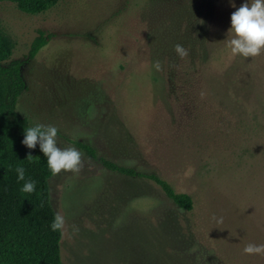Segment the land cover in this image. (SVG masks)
Here are the masks:
<instances>
[{"label":"rangeland","instance_id":"1","mask_svg":"<svg viewBox=\"0 0 264 264\" xmlns=\"http://www.w3.org/2000/svg\"><path fill=\"white\" fill-rule=\"evenodd\" d=\"M244 2L60 0L40 14L0 2V25L16 44L8 62L26 61L17 111L55 126L57 146L82 154L79 173L49 182L66 221L64 264H264V255L243 252L264 244V51L238 77L242 121L203 87L208 71H225L237 56L225 39ZM39 30L51 37L27 60ZM177 43L188 50L183 59ZM78 141L158 175L192 196L194 209L177 207L151 180L107 170Z\"/></svg>","mask_w":264,"mask_h":264},{"label":"trees","instance_id":"2","mask_svg":"<svg viewBox=\"0 0 264 264\" xmlns=\"http://www.w3.org/2000/svg\"><path fill=\"white\" fill-rule=\"evenodd\" d=\"M60 0H0L15 4L26 14H40ZM218 29L212 42H218ZM50 35L38 31L27 60L33 59L48 43ZM16 44L0 25V264H64L61 256V231H52L50 225L56 215L51 203L50 179L53 174L47 167V158L40 150L29 149L22 141L25 128L32 125L17 111L19 96L25 91L22 76L24 60H12ZM237 55L234 62L223 72L208 71L204 76L206 98L229 109L239 121L244 118L243 104L239 95L238 77L244 74L246 61ZM247 119V120H246ZM244 123L252 121L249 114ZM236 121V120H234ZM88 157L99 161L111 172L131 178H144L155 182L177 207L191 212L194 209L192 196L177 193L172 185L154 173H145L135 167L121 165L97 154L88 143L75 142ZM31 154L32 158L28 159ZM25 169V180L34 181L32 193L21 191L25 181H18L16 168Z\"/></svg>","mask_w":264,"mask_h":264},{"label":"clouds","instance_id":"3","mask_svg":"<svg viewBox=\"0 0 264 264\" xmlns=\"http://www.w3.org/2000/svg\"><path fill=\"white\" fill-rule=\"evenodd\" d=\"M234 8L236 7L233 3ZM226 46L234 55L245 58L256 57L264 51V0H245V2L231 14V27L225 39ZM174 51L178 57L183 59L188 55V50L177 43ZM156 71L162 70L159 60L155 61ZM203 93L201 97L203 98ZM58 129L53 125L36 124L25 128V137L22 143L29 149H35L37 144L47 158V167L53 175L61 171L79 173L83 167L82 154L75 147L60 148L57 146L56 138ZM28 159L32 158L29 154ZM18 181H25L21 191L32 193L36 189L34 181L25 180V169L22 166L16 168ZM214 220L217 218L214 216ZM218 223H223L219 218ZM65 217L57 212L50 227L52 231H63L65 229ZM75 229V226H73ZM78 231V229H75ZM243 252L246 255H264V244L247 243Z\"/></svg>","mask_w":264,"mask_h":264}]
</instances>
